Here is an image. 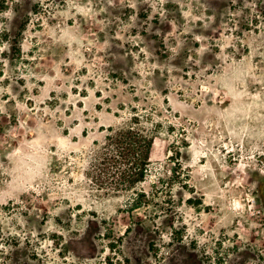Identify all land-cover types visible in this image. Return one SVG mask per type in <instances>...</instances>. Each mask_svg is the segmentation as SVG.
Instances as JSON below:
<instances>
[{
  "label": "rangeland",
  "instance_id": "1",
  "mask_svg": "<svg viewBox=\"0 0 264 264\" xmlns=\"http://www.w3.org/2000/svg\"><path fill=\"white\" fill-rule=\"evenodd\" d=\"M0 264H264V0H0Z\"/></svg>",
  "mask_w": 264,
  "mask_h": 264
},
{
  "label": "trees",
  "instance_id": "2",
  "mask_svg": "<svg viewBox=\"0 0 264 264\" xmlns=\"http://www.w3.org/2000/svg\"><path fill=\"white\" fill-rule=\"evenodd\" d=\"M152 140L140 132L129 130L115 138L114 145L118 151L115 164H123L124 167L118 175L115 182L124 187H132L134 183L143 181L148 161L150 159V150ZM145 194L137 192L133 200V206L139 208L146 203Z\"/></svg>",
  "mask_w": 264,
  "mask_h": 264
}]
</instances>
